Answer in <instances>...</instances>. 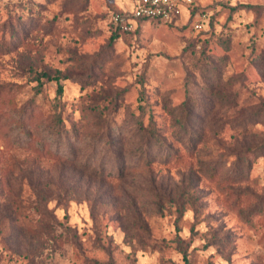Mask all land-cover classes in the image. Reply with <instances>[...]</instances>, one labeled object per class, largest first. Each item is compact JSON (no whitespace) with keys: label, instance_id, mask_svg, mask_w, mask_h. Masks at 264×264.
Returning a JSON list of instances; mask_svg holds the SVG:
<instances>
[{"label":"rangeland","instance_id":"1","mask_svg":"<svg viewBox=\"0 0 264 264\" xmlns=\"http://www.w3.org/2000/svg\"><path fill=\"white\" fill-rule=\"evenodd\" d=\"M130 1L0 0V264H264V0Z\"/></svg>","mask_w":264,"mask_h":264},{"label":"built area","instance_id":"2","mask_svg":"<svg viewBox=\"0 0 264 264\" xmlns=\"http://www.w3.org/2000/svg\"><path fill=\"white\" fill-rule=\"evenodd\" d=\"M130 9L115 12L111 22L121 31H133L137 28L139 20L159 19L173 22L180 18L183 5H190L192 0H131ZM194 27L198 30L205 28L208 22L207 13L199 12L195 16Z\"/></svg>","mask_w":264,"mask_h":264},{"label":"trees","instance_id":"3","mask_svg":"<svg viewBox=\"0 0 264 264\" xmlns=\"http://www.w3.org/2000/svg\"><path fill=\"white\" fill-rule=\"evenodd\" d=\"M120 12H123V11H120ZM146 21H161V20H159V19H150V20L144 19V20H142L141 19V20H139V23H143V22H146ZM138 26H139V24H138ZM138 26H137V28L135 30L138 29ZM135 30H133V31H135ZM121 32H126V31H121V30H119L117 28H114L112 37L116 38L117 34L121 33ZM127 32H130V31H127ZM41 76H46L50 80H56L58 82V89H57L58 93H63V86H62V84L60 82L62 77L60 75H51L50 73L44 72L38 77V79H40ZM141 127L144 129V126H141ZM156 130L157 129H156L155 126H152L149 131L142 130L143 132H141L139 134L140 140H141L140 145L142 144L143 147L145 145L151 146L153 144V140L154 139H159V135L156 133L157 132ZM262 146H263L262 148H264V143H263ZM262 150H264V149H262Z\"/></svg>","mask_w":264,"mask_h":264}]
</instances>
